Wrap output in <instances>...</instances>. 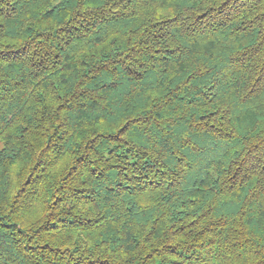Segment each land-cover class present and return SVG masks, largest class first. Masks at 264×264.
I'll return each instance as SVG.
<instances>
[{
	"label": "trees",
	"instance_id": "1",
	"mask_svg": "<svg viewBox=\"0 0 264 264\" xmlns=\"http://www.w3.org/2000/svg\"><path fill=\"white\" fill-rule=\"evenodd\" d=\"M0 264H264V0H0Z\"/></svg>",
	"mask_w": 264,
	"mask_h": 264
}]
</instances>
